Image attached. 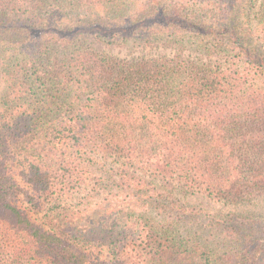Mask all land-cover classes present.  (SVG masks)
<instances>
[{"label": "trees", "instance_id": "obj_1", "mask_svg": "<svg viewBox=\"0 0 264 264\" xmlns=\"http://www.w3.org/2000/svg\"><path fill=\"white\" fill-rule=\"evenodd\" d=\"M0 264H264V0H0Z\"/></svg>", "mask_w": 264, "mask_h": 264}, {"label": "rangeland", "instance_id": "obj_2", "mask_svg": "<svg viewBox=\"0 0 264 264\" xmlns=\"http://www.w3.org/2000/svg\"><path fill=\"white\" fill-rule=\"evenodd\" d=\"M100 50L108 55H112V56H116L122 59H132V58H136L139 56H144V55H149V56H154L160 53H166L170 56H172V52L170 51H164L163 49H141V48H136L134 50H130L126 47H119V46H100L98 45ZM116 168V165L113 166H109L108 169L110 168ZM190 201L194 204H202V205H206V206H210L213 208H219L218 205H212L207 199H200V201H197L196 198H191Z\"/></svg>", "mask_w": 264, "mask_h": 264}]
</instances>
